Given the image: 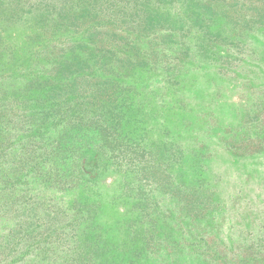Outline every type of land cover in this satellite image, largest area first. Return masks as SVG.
I'll return each instance as SVG.
<instances>
[{
    "label": "rangeland",
    "instance_id": "1",
    "mask_svg": "<svg viewBox=\"0 0 264 264\" xmlns=\"http://www.w3.org/2000/svg\"><path fill=\"white\" fill-rule=\"evenodd\" d=\"M198 1L0 0V264H264V25L245 0L168 24ZM124 65L163 185L108 143L73 166L103 122L79 94Z\"/></svg>",
    "mask_w": 264,
    "mask_h": 264
},
{
    "label": "trees",
    "instance_id": "2",
    "mask_svg": "<svg viewBox=\"0 0 264 264\" xmlns=\"http://www.w3.org/2000/svg\"><path fill=\"white\" fill-rule=\"evenodd\" d=\"M216 1L217 0H213L212 2H207V0L206 1L199 0L198 2H194V3L192 2L193 3L192 7L190 4L189 5L190 8L184 10L185 12H187L186 17L189 18L190 22L189 21L187 22L185 18H179L178 20L176 19L169 20L168 24H173V25L179 24L177 28L181 29L182 26L188 23L189 25L191 23H195L196 25L201 27L202 30H204L206 27H207V29H205L206 31L212 30L217 25L218 18H220V16L223 15L225 11V9L221 8V6L219 5V2L222 0L220 1L218 0L217 3ZM224 1L226 2V5L230 4L232 1L235 2V0H224ZM260 1L261 0H259V5H257L258 4L257 1L245 0L248 9L255 11V13L258 14L259 17H261V20H259L258 18L259 23L260 24L263 23L264 25V12L261 11L260 9ZM231 6L232 5H230V7L227 9L226 13H229ZM190 13H192L194 16L190 17ZM140 25L145 30L149 28V23L147 21L146 22L144 21L142 24L139 23V26ZM151 26L153 25H150V27ZM109 52H110V56H112L115 51L110 49ZM58 65L60 66L59 67L60 71L67 70L68 72L69 71L73 72L72 71L73 68L71 67L72 65L70 67H68V64L65 65L63 63H59ZM121 68L122 67L114 66L111 69L113 73L109 74V76H106L105 80L102 81L103 84L109 81L107 83V86L104 87V90H101V92L99 93L102 100L104 99L105 101L107 99V104L105 102L97 101L98 93L91 92L90 94H87L85 96L79 94L80 99L82 100H79L77 103H79L80 105L81 103H85V105L88 108H90L91 113L95 115L94 119L100 118L101 120H103V122L98 127L99 131L96 129L97 130L96 132L99 134V139L101 140H100V144H98L95 147V149L91 150V152L93 153V157L86 158L83 156L81 162H79L78 164L76 163L73 166L75 167V169L79 174H83L85 172L91 171V170L86 171V167H87L86 165L88 163L85 162V160L92 159V162L90 161V163H93L94 167L96 168V165L99 160L98 158L100 157L98 153L100 152V149L104 147L105 145L104 143H108L109 158L116 159L123 164L126 163L133 164L134 165L132 168L133 170L137 169L140 172L143 173L145 172L148 176H150V178L153 181H155L159 185H163L167 181V172L166 169H161L162 167L161 160L157 159L155 157L156 155L154 157H148V158L144 157V153L139 146L140 141L139 140L136 141L134 139L135 137H133L132 135L133 134L132 131L136 133V130L138 128L137 124L141 122L140 116L142 115V113L140 115V111L142 104L136 106L135 103H133L131 107L129 96L135 93L131 92V90L127 88L126 82L129 81H126L127 79L126 77L129 74L126 73L125 75H122V73L127 70L125 65L123 66L124 70ZM132 68L135 69V64H133ZM70 72L68 74H71ZM77 74H75L74 76L72 75L71 77L76 78ZM112 82L117 83V85L111 84ZM121 84H125V85L119 86ZM69 90L71 89L69 88ZM83 91L86 92L87 90H83ZM20 98L21 97H16L14 101H11L14 104V106H18L19 108L24 106L23 104L20 103L26 101L24 98H22L21 100ZM24 108L31 109V106H26ZM97 109L99 110V112L97 111ZM76 110L79 112L77 106H76ZM131 125L134 126V129L132 128ZM40 126L41 123L38 124V129H41ZM136 136L139 135L136 134ZM34 137L36 138V136ZM117 150L119 153L115 152ZM147 161L149 162V165ZM153 235L155 236V234H151L150 236ZM133 250H134L133 252H136V249Z\"/></svg>",
    "mask_w": 264,
    "mask_h": 264
}]
</instances>
